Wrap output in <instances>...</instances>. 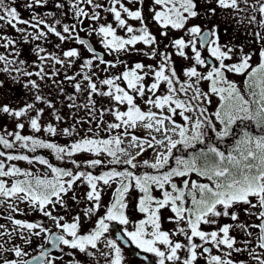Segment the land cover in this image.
Returning <instances> with one entry per match:
<instances>
[{
  "label": "snow or ice",
  "instance_id": "6c2138e0",
  "mask_svg": "<svg viewBox=\"0 0 264 264\" xmlns=\"http://www.w3.org/2000/svg\"><path fill=\"white\" fill-rule=\"evenodd\" d=\"M15 3L0 0V30L9 26L25 44L39 43L32 48L37 60L28 61L15 39L0 34L7 53H0V73L32 94L16 108L0 104V116L14 123V130L0 128V208L7 212L0 218L8 222L0 223V264H128L121 241L149 264H264V0H68L71 24L35 12L24 19ZM45 3L27 0L24 7ZM149 21L168 39L165 50ZM49 33L60 42L56 51L44 46ZM93 36L103 54L89 42ZM68 41L80 47L65 50ZM169 48L190 63L177 71ZM132 55L155 63L122 58ZM57 101L88 118L61 128ZM84 124L82 134L77 125ZM57 136L71 142L57 143ZM41 149L61 162L96 158L71 159L74 168H64L23 154ZM150 149L152 159L138 162ZM105 156L127 167L80 170L106 167ZM104 188L112 189L107 205ZM132 192L143 218L129 228ZM33 213L43 219L17 218Z\"/></svg>",
  "mask_w": 264,
  "mask_h": 264
},
{
  "label": "flooded vegetation",
  "instance_id": "af4514ba",
  "mask_svg": "<svg viewBox=\"0 0 264 264\" xmlns=\"http://www.w3.org/2000/svg\"><path fill=\"white\" fill-rule=\"evenodd\" d=\"M57 2L65 5V7L62 8V9H57L55 7ZM26 3H27V0H16V3L13 5L14 7H16L18 9L19 13L21 14L22 18H24V19H29L30 16L32 15V13L35 12L38 15H40L42 18H44L49 23H54L55 19H61L63 23H69V24L74 22L73 17H72V12L67 7L68 0H46V3L44 4L43 7H37V8H34V9H26L24 7V5ZM48 12L52 13L51 17L45 16V13H48ZM65 12L67 13V15L63 14ZM144 12H145V15L147 16L148 15L147 5L144 8ZM196 22L202 23L203 21H194V23H196ZM131 23H133L134 25L137 24V22H131ZM21 27H23V25H21ZM149 27H150V30L152 31V33L154 35H156L158 37V39L161 40L160 50L161 51L165 50L164 49V45L168 43V39L159 36V32L157 31V27L153 26V23L151 21H149ZM29 31H31V29H29ZM172 33H173V37H176V36L179 35V32H172ZM0 34L7 35V36H9V37H11V38L16 40V47L21 50V57L20 58L26 59L28 61L37 60V57L35 56L34 52H32V48L35 46L36 43H39V42L30 41V43L25 44L23 42L22 36L19 33L15 32V30L12 29L9 26H6L2 30H0ZM80 35H81L82 38H86L84 32H81ZM223 38L226 40L229 37L228 36H224ZM241 38H243L242 34H241ZM48 40L51 41V43H45L44 44L46 49L48 51H56V49L54 48V45L60 43L59 40L55 36L50 34V33L48 34ZM97 40H98V38L95 37V36L89 38V42L97 49V52L103 54L104 50L102 49L101 45L99 43H97ZM237 42H239V41H237ZM0 43H3V41H0ZM62 47L65 50H67L68 48H71V47L79 48L80 46L76 45L74 42L68 41V42H65L62 45ZM81 51L83 52L84 56L87 57L89 55L83 49H81ZM0 53L7 54L5 49H3V48H0ZM204 55H207V53H204ZM104 58L106 60L113 59L112 56H108V55H104ZM123 59L130 60L133 63L137 62L139 59H140L139 61H141L143 63L152 62V60H148L143 55H141L139 57H138V55H132V56H129V57H123ZM112 71L113 72H119L120 70L117 71L116 69H113ZM100 75L103 76L105 74L101 73ZM0 80L4 81V86L0 87L2 89V91L6 92V93L10 92V87H11L10 80H12V79H10L7 74L0 73ZM66 86H67L66 87L67 90L72 91L70 86H68L67 84H66ZM211 135L212 134L210 133V136ZM179 154H180L179 152H176V155H179ZM139 171L143 172V171H145V169L141 168ZM104 193L106 194V189H104ZM137 195H138V193L132 192L131 195L128 198L129 199V209L127 211V214L129 215V218H130V221H131V223L129 225V228H131L133 224L137 223L139 221V219L143 218L142 215L140 213H138L136 211V208H135L136 201L133 198L136 197ZM156 195H159V193H156ZM110 196H112V195H109V197ZM1 209L2 210H0V214L5 215L6 214L5 209H3V208H1ZM164 214H165V216L170 215V213H168V212H165ZM1 223H4V222H1ZM164 226H165V228H172L173 227L172 224H169L167 222H165ZM119 228H120L119 225L114 226L112 228V232H117ZM53 231H55V230H53ZM234 234H236V233H234ZM40 243H36L35 242L34 244L35 245H39ZM119 243L124 244V252H125V254L127 256L128 264H138V261L143 260L142 254H140L138 252V250H136L134 248V246H131L128 243H124L123 241H121ZM143 264H149V261L143 260Z\"/></svg>",
  "mask_w": 264,
  "mask_h": 264
},
{
  "label": "rangeland",
  "instance_id": "374dc122",
  "mask_svg": "<svg viewBox=\"0 0 264 264\" xmlns=\"http://www.w3.org/2000/svg\"><path fill=\"white\" fill-rule=\"evenodd\" d=\"M183 33H179L178 36L182 35ZM171 36H173V33H171ZM176 36V37H178ZM224 39V38H223ZM225 40V39H224ZM227 40V39H226ZM138 47H144L143 45H138ZM170 53H173V50L171 48L167 49ZM141 56V55H138V57ZM123 58V57H122ZM140 60V59H139ZM137 61V62H141V61ZM173 60L175 62V67L177 69V71H180L181 69H183L186 65H188L190 62L189 61H185L183 60L182 58L180 57H176L173 53ZM129 62H131L130 60H128ZM133 63V62H132ZM155 63V61H152V62H149V63H145V64H153ZM122 67V66H121ZM29 70H35V69H29ZM117 71L118 70H121V68H117L116 69ZM33 79H36V77H33ZM11 82V87H10V92H4L2 91V89L0 88V104H10L13 108H16V107H19V106H22L25 102V100H31L32 98V94L29 93L27 90H25L23 88V81H21V83H16L14 82L13 80H10ZM67 84V83H66ZM65 84V87H67ZM45 92H48L49 89L48 88H45L44 89ZM69 93L72 92V91H69L67 90ZM53 96H55V92H53ZM98 100L100 98H97ZM67 101H65V105H66ZM105 105H106V101H104ZM137 103H141V101L138 99L137 100ZM56 106L57 108H61V111H62V114L65 116V121L64 123H61L60 124V127L63 128V127H68L70 126L72 123H73V120L74 118H77V119H87L88 116H87V113L86 111L84 110H81L79 111L78 113H75L74 110H69L66 106L65 107H62L61 104L59 103V101H57L56 103ZM141 106L143 107V104L141 103ZM45 121H48L50 119L49 115L47 114V110H46V114H45V117H44ZM105 119L107 120H110L111 117H108V116H105ZM179 119V118H177ZM7 128L9 131L11 130H14V123L13 121L7 117V116H0V128ZM88 125L87 124H84L82 127L80 125H77V128L79 130H81V133L83 134V130L84 129H87ZM93 129H95V124L92 125ZM24 134H30V129L26 128L24 130ZM135 134H137L138 136H142V137H147L148 133L146 130L142 129V128H137L135 130ZM40 136V138H43V139H48L49 137L44 134V133H40L38 134ZM79 137H73V139H78ZM55 140V142L57 143H60V144H66V143H70L71 140L68 138V137H64V136H57L55 138H52ZM125 147H127V144H125ZM40 151V152H39ZM148 152L149 153V160L152 159L154 153L152 152V150L150 149ZM51 153L49 150H45V149H41V150H38L36 153H27V155L29 156H32V155H40V156H43L45 157L46 159L49 160V162L51 164H53L54 166H57V167H63L65 162L66 161H70L71 159H76V160H79V161H84L86 159H93V158H96V157H92L90 154H78L76 157L74 158H66L65 161L63 162H58L56 164V161L55 163H53V159L55 160V157L52 155V154H49ZM147 152L138 158V161H142L145 156H146ZM104 159V161H108V158L105 156V157H102ZM19 166L21 168H29L30 166L27 165L26 163L24 162H20L19 163ZM36 168L40 169V170H45L43 166H40V165H36ZM65 168V167H64ZM87 189V186L86 185H81L78 189H77V194L79 196H83L84 192L86 191ZM106 189V194L104 193V190H103V195H102V202L104 205H107L110 200H111V196L109 197V195H112V189H109V188H104ZM69 195H71V193H69ZM73 202L72 201H69V204H72ZM84 205L81 204L80 207H83ZM24 206L21 205V208H23ZM5 209V208H3ZM0 210H2L0 208ZM75 210V208H74ZM103 211H104V208H101L100 210V214H103ZM5 212H6V209H5ZM7 215V212L6 214ZM17 218L19 219H28L29 221H32L33 219H43L41 217H39L38 214H30L29 216L27 217H23V216H17ZM1 222H4L5 224H7V220H3L2 218H0V223ZM47 227L49 229H52V230H55L54 228V225L52 224V222H47ZM19 242V241H18ZM40 243L41 241L40 240H35L34 243Z\"/></svg>",
  "mask_w": 264,
  "mask_h": 264
},
{
  "label": "trees",
  "instance_id": "16d2710c",
  "mask_svg": "<svg viewBox=\"0 0 264 264\" xmlns=\"http://www.w3.org/2000/svg\"><path fill=\"white\" fill-rule=\"evenodd\" d=\"M0 150H2V149H0ZM27 153L28 152H24L23 154H27ZM49 154H51V153H49ZM145 159H148V158L146 157ZM55 161H56V164L58 162L59 163L61 162V161H57L56 159L55 160L53 159V163H55ZM107 162L108 161L105 162V165H107L106 167H99V168H96V169L82 167L80 170L91 171L94 175H98V174H101L103 171L110 170L112 167H116L117 170H124V168L127 167L126 165L113 166V165L108 164ZM63 167H65V168H74V165H72L70 163V161H66Z\"/></svg>",
  "mask_w": 264,
  "mask_h": 264
},
{
  "label": "water",
  "instance_id": "95a60500",
  "mask_svg": "<svg viewBox=\"0 0 264 264\" xmlns=\"http://www.w3.org/2000/svg\"><path fill=\"white\" fill-rule=\"evenodd\" d=\"M40 219V218H39ZM33 220H36V219H33ZM49 247H50V245H49Z\"/></svg>",
  "mask_w": 264,
  "mask_h": 264
}]
</instances>
